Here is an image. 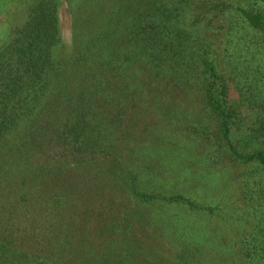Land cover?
Masks as SVG:
<instances>
[{"label":"rangeland","instance_id":"rangeland-1","mask_svg":"<svg viewBox=\"0 0 264 264\" xmlns=\"http://www.w3.org/2000/svg\"><path fill=\"white\" fill-rule=\"evenodd\" d=\"M37 2L0 0V52ZM59 2L67 45L72 42L67 6H74L77 21L73 34L76 30L78 47L62 46L57 52L65 60L67 54L83 53L106 29L109 18L104 13L107 20L98 23L100 12L89 16L99 6L96 1ZM151 3L115 0L112 6L120 21L142 17ZM210 19L190 29L191 35L212 51L213 46L221 47L219 60L225 55L234 63L246 58L245 48L225 52L226 30L220 29L223 24L208 23ZM122 27L117 38L123 36ZM135 52L136 45L124 38L116 46L94 50L91 65L74 76L76 84H59L62 74L54 79L52 88L55 85L57 93L64 89L67 97L70 91H96L95 101L87 99L94 110L86 118L85 144L75 143L72 136L61 138L56 124L43 131L45 120L32 116L20 119L19 129L0 142L1 218H10L6 213L14 211L15 223L4 234L15 230V243L22 249L21 257L9 255L4 264H264L262 167L230 157L216 137L218 124L198 85L180 72L167 78V65L156 75L147 59L135 58ZM112 54L129 56L120 67L126 70L127 82L105 98L106 89H94L91 75L108 67ZM223 67L228 72L231 66ZM173 77L167 86L166 79ZM63 103L62 97L58 101L51 95L43 99L41 109H57ZM256 121V110L246 111L240 126L233 128L230 138L238 151L264 150V141L251 132L261 124ZM191 126L202 134H194ZM115 163L125 171L113 172ZM23 194L26 201L20 199ZM55 195L62 197L59 205Z\"/></svg>","mask_w":264,"mask_h":264},{"label":"trees","instance_id":"trees-1","mask_svg":"<svg viewBox=\"0 0 264 264\" xmlns=\"http://www.w3.org/2000/svg\"><path fill=\"white\" fill-rule=\"evenodd\" d=\"M95 1L99 6L93 9L94 13L89 11V16L95 15L96 11L100 12L99 23L100 20L101 22L107 20L102 16L107 13L109 19L103 26L106 29L100 36L94 38L95 41L89 43L83 53L64 56L69 57L68 59L60 58L58 49L62 46L78 47L77 38H74L76 30L73 34V22H77L74 20L73 5L67 6L72 29L70 45L64 42L62 3L59 0H38L28 10L25 23L14 30L11 43L0 52V142L7 140L19 129L22 124L19 122L20 119L32 116L45 120L40 127L44 129L43 131H47L51 124H56L61 131V138L68 139V136H72L75 143L85 144L84 138L88 127L86 118L92 117L94 110L87 105V99L95 101L96 91L95 93L89 90L82 93L70 91L67 97L63 95L64 89L59 93L55 92L56 87L54 85L52 88V83L57 74L65 73L66 75H61V80L59 78V84L63 81V84L74 85V76L79 69L91 65L94 50L111 48L126 38L136 45L135 58H146L150 69L156 72V75L166 67L167 78L180 72L183 78L199 86L203 102L218 124L217 139L223 141L233 160L258 163L262 167L264 178V150L240 152L230 138L233 128L240 126L245 112L256 110L257 125L261 124L257 129H251V132L264 141V121H262L264 120V0H242V3L234 0H152L149 10L142 17L134 16L133 19L120 21L117 19L118 10L112 6L115 0H85L88 3ZM89 16L88 23L92 20ZM208 17H211L208 23L225 26L220 25V29L226 30L227 35L226 40L222 42V45L225 44V52L231 50L236 52L245 48L246 58L234 63L228 62L229 55H225L219 60L216 53L219 54L221 47L213 46L212 51L191 35L189 30H197V27L206 22ZM117 21L124 24V27ZM119 27H122L120 30H123V36L117 38ZM83 32H86V26ZM128 59L129 56L126 54L121 57L112 54V62H108V67L102 71L98 70V73L97 71L92 73L93 88L103 87L107 94L105 98H110L116 88L127 82L123 77L126 76V70H121L120 67L121 62ZM226 63L231 66L228 72H225L223 67ZM63 65H65L64 73ZM163 65L167 66L163 67ZM173 79L174 77L166 79L165 84L168 86L169 81ZM51 95L56 96L58 101L62 97L64 103L58 105L57 109L56 107H50L47 111L41 109L43 99ZM74 100L77 104L72 106L71 102L75 104ZM67 111L69 117H65L66 120L58 118ZM190 129L194 134H202L196 126H191ZM95 149L99 150L97 143ZM112 169L113 172L125 171L118 163H115ZM26 196L23 194L21 201H26ZM53 199L55 204L59 205L62 197L55 195ZM163 199L182 200L178 197ZM13 212L6 213L10 218H1L4 216V211H0V241L2 239L6 241V244H0V264L1 261L2 264L6 263L9 255V257L13 255L21 257L22 249L15 243L17 238L13 235L15 230L13 232L10 230V235L4 234L7 227L15 226L11 220ZM2 225L6 227L1 228ZM19 227L27 231L25 223H21ZM27 240L28 237L25 241ZM2 254L4 259H1Z\"/></svg>","mask_w":264,"mask_h":264}]
</instances>
